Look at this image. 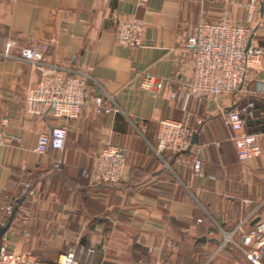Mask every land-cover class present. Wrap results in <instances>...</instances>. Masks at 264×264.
Returning <instances> with one entry per match:
<instances>
[{
	"label": "crops",
	"instance_id": "obj_1",
	"mask_svg": "<svg viewBox=\"0 0 264 264\" xmlns=\"http://www.w3.org/2000/svg\"><path fill=\"white\" fill-rule=\"evenodd\" d=\"M256 1L248 22L249 0H0V122L7 121L0 124V206L19 198L13 217H3L9 230L0 229V245L45 262L73 250L77 264H250L234 244L242 233L264 231V0ZM113 15L142 22L141 47L117 43ZM222 20L253 28L259 63L228 98H179L191 74L186 37L199 21ZM39 44L45 64L87 76L86 106L66 124L63 151L45 155L34 152L38 134L62 122L25 114L39 74L12 58ZM143 73L162 87L144 91ZM96 98L108 113L96 112ZM248 101L256 116L246 131L257 143L239 162L224 116ZM166 118L193 129L189 156L201 160L202 176L169 152L155 153ZM107 143L125 151L124 180L92 184ZM20 181L31 184L32 198L21 196ZM233 232V244L223 245Z\"/></svg>",
	"mask_w": 264,
	"mask_h": 264
},
{
	"label": "built area",
	"instance_id": "obj_2",
	"mask_svg": "<svg viewBox=\"0 0 264 264\" xmlns=\"http://www.w3.org/2000/svg\"><path fill=\"white\" fill-rule=\"evenodd\" d=\"M256 0H249L245 5L248 22L252 20ZM241 6V5H239ZM111 24L118 26L116 41L127 48L141 47L144 26L137 19L121 22L116 15L109 18ZM254 30L250 25H237L222 20L219 22L199 21L186 37L184 48L189 56L191 74L188 83L181 86L178 97L187 100L202 98L214 101L228 98L238 91L248 68L258 64L262 50L253 43ZM46 45L20 49L12 58L28 64L38 72L37 83L24 97V112L27 116H51L61 121L49 132L38 134L34 152L45 155L50 151L60 152L64 149L66 124L78 118L86 106V75H62L55 66L44 62ZM7 57V54L4 55ZM140 87L147 92L158 90L162 81L154 82L149 73H143ZM96 112L108 113L101 98L94 100ZM254 102L248 101L225 112L224 121L228 126L239 162L249 159L255 149L257 136L246 131L249 122L255 119ZM6 119L0 124L5 126ZM202 124L201 118L195 122ZM193 129L184 121L162 119L158 122L155 135V153L169 152L175 156L181 166H190L193 173L202 176L201 160L190 157ZM3 133L0 132V143ZM60 165L54 160V168ZM125 177V151L123 148L107 143L98 153L90 172L92 184L114 185ZM17 188L26 200L34 195L30 183L20 181ZM18 197L11 196L2 200L0 210V229L9 230L4 218H12L17 207ZM240 230V229H239ZM242 232V230H240ZM232 234L225 235L223 245L232 243ZM264 231L257 229L242 233V244L234 246L242 252L250 264H261L264 258ZM223 245L221 247H223ZM0 264H77L74 251L60 254L53 262H45L28 252H15L5 245H0Z\"/></svg>",
	"mask_w": 264,
	"mask_h": 264
}]
</instances>
